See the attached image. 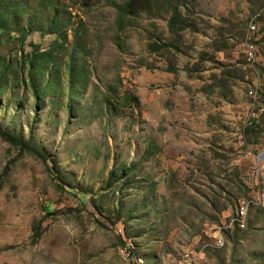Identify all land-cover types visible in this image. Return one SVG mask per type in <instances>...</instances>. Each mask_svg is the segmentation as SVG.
<instances>
[{
  "label": "rangeland",
  "instance_id": "1",
  "mask_svg": "<svg viewBox=\"0 0 264 264\" xmlns=\"http://www.w3.org/2000/svg\"><path fill=\"white\" fill-rule=\"evenodd\" d=\"M1 1L0 264H264V0Z\"/></svg>",
  "mask_w": 264,
  "mask_h": 264
},
{
  "label": "trees",
  "instance_id": "2",
  "mask_svg": "<svg viewBox=\"0 0 264 264\" xmlns=\"http://www.w3.org/2000/svg\"><path fill=\"white\" fill-rule=\"evenodd\" d=\"M85 1H89V0H85ZM0 2H2V1L0 0ZM139 3H142V0H128L123 6H118V5L116 6L117 7V26L120 30L122 29V26L124 23V21H123L124 18L128 15L134 14L135 12L137 13L138 10H140L142 8V6ZM13 5H16L15 7H17V4H13ZM13 5L7 6V8L13 7ZM7 10H9V9H7ZM13 11H16V10H13ZM9 14L10 13L7 11H3V12L1 11L0 12V28H3L5 26V18L7 16H9ZM56 21H57V17H55L54 20L52 22H50V26L48 28V31H49V33L51 32L53 34H56L57 36H60L61 39H64L63 33L66 31L68 23L63 24L64 27H62V29H64V30L62 31V30H59V28H61V27H59V25L57 24ZM54 31H57V32H54ZM74 36H75L74 41L76 42L74 53L75 54L76 53H83L84 51L82 48L83 47L82 42L80 40H78V38L80 37L78 29L75 31ZM56 45H57L56 42H54L52 47H54ZM47 55H48V52H40L39 50L36 49V51L34 52L33 57L31 58L30 61L32 63H35V64H38L39 62L47 63L48 62V58H46ZM74 56L75 55L73 54L72 57H74ZM1 59L2 58L0 57V61H1ZM6 69H7V67H6ZM246 133L249 134L250 132L247 131ZM0 136L2 138H4L5 140H7L8 142H10L11 144H14L15 146H18L21 149L26 150L28 153L36 154V156L40 155L43 158L45 157L38 150L30 147L29 145H27L26 143H24L22 141H19V140L13 138L12 136L3 132L1 129H0ZM124 172H125V174L129 173V171H127V169H125ZM6 174H7V172L5 171L0 175V185L2 183L1 182L2 178ZM0 188H1V186H0Z\"/></svg>",
  "mask_w": 264,
  "mask_h": 264
},
{
  "label": "built area",
  "instance_id": "3",
  "mask_svg": "<svg viewBox=\"0 0 264 264\" xmlns=\"http://www.w3.org/2000/svg\"><path fill=\"white\" fill-rule=\"evenodd\" d=\"M255 30H256L255 24H251L250 29H249V33H252ZM255 94H256V91H251L249 93L250 96H254ZM259 111L264 113V105H262V107ZM247 214H248V205L239 206L236 209L235 216L233 217V219L231 221V226L234 223H237V225L239 227H244L246 219H247ZM216 243H217V245H222L223 244L222 238L218 237ZM180 264H195L193 256L190 253H185L182 257Z\"/></svg>",
  "mask_w": 264,
  "mask_h": 264
}]
</instances>
